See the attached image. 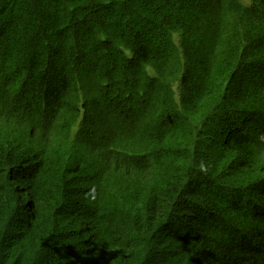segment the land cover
<instances>
[{
  "label": "trees",
  "instance_id": "1",
  "mask_svg": "<svg viewBox=\"0 0 264 264\" xmlns=\"http://www.w3.org/2000/svg\"><path fill=\"white\" fill-rule=\"evenodd\" d=\"M264 0H0V264H264Z\"/></svg>",
  "mask_w": 264,
  "mask_h": 264
},
{
  "label": "rangeland",
  "instance_id": "2",
  "mask_svg": "<svg viewBox=\"0 0 264 264\" xmlns=\"http://www.w3.org/2000/svg\"><path fill=\"white\" fill-rule=\"evenodd\" d=\"M244 4H248L250 2V0H241ZM263 140H264V136H263ZM263 156H264V152H263Z\"/></svg>",
  "mask_w": 264,
  "mask_h": 264
}]
</instances>
